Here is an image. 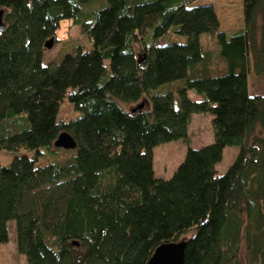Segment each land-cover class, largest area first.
<instances>
[{"label":"trees","instance_id":"obj_1","mask_svg":"<svg viewBox=\"0 0 264 264\" xmlns=\"http://www.w3.org/2000/svg\"><path fill=\"white\" fill-rule=\"evenodd\" d=\"M192 1L0 0V152L18 155L0 169V245L14 223L27 264H149L180 242L184 264H264V95L250 93L264 76V0H241L234 33ZM65 21L88 47L44 64ZM195 115L213 126L201 148ZM62 134L77 144L65 161ZM177 141L182 163L157 178L154 149ZM227 147L239 153L219 175Z\"/></svg>","mask_w":264,"mask_h":264},{"label":"rangeland","instance_id":"obj_2","mask_svg":"<svg viewBox=\"0 0 264 264\" xmlns=\"http://www.w3.org/2000/svg\"><path fill=\"white\" fill-rule=\"evenodd\" d=\"M193 5L212 6L216 10L220 20L221 30L227 33H234L243 29L244 17L241 0H193ZM86 37L81 34L80 27L73 25L70 21L61 24V28L57 34V42L53 44L50 50L44 54L43 62H59L65 54L75 45L88 47ZM202 43L205 48L212 54H215L216 42L211 37L203 36ZM250 93L252 95H264V76L252 80L250 83ZM193 99H198L191 96ZM77 116L67 102H65L60 110V118L63 121L73 119ZM189 142L193 148H201L209 145L214 140L213 126L211 118L208 115H195L192 117L189 128ZM187 146L182 141L172 142L155 148L153 151V165L157 178L169 179L182 163L186 154ZM22 151L20 154H24ZM239 153L237 147H227L223 152V159L217 166L219 175L224 174L234 163ZM31 156L32 154H27ZM73 151H59L57 157L60 161H65L73 156ZM18 155L0 152V169L8 166ZM50 158H44L39 161L40 166L48 165ZM0 264H27L25 257L20 255L16 249L15 243V227L14 223L9 225V241L0 245ZM245 264L247 262L245 261Z\"/></svg>","mask_w":264,"mask_h":264},{"label":"water","instance_id":"obj_3","mask_svg":"<svg viewBox=\"0 0 264 264\" xmlns=\"http://www.w3.org/2000/svg\"><path fill=\"white\" fill-rule=\"evenodd\" d=\"M4 28L3 12L0 11V31ZM54 44L53 40L46 43L45 48L50 50ZM142 103L133 109L132 114H136L144 108ZM55 148L64 151H72L77 148L75 140L69 134H62L55 143ZM186 243L180 242L175 244L162 245L153 254L149 264H184L185 262Z\"/></svg>","mask_w":264,"mask_h":264}]
</instances>
